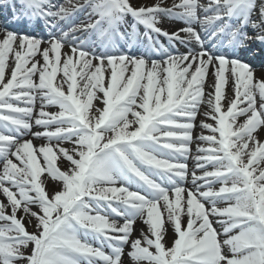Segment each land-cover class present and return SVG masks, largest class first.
<instances>
[{
	"label": "snow or ice",
	"instance_id": "6c2138e0",
	"mask_svg": "<svg viewBox=\"0 0 264 264\" xmlns=\"http://www.w3.org/2000/svg\"><path fill=\"white\" fill-rule=\"evenodd\" d=\"M165 2L0 0V264H264V0Z\"/></svg>",
	"mask_w": 264,
	"mask_h": 264
},
{
	"label": "bare ground",
	"instance_id": "6f19581e",
	"mask_svg": "<svg viewBox=\"0 0 264 264\" xmlns=\"http://www.w3.org/2000/svg\"><path fill=\"white\" fill-rule=\"evenodd\" d=\"M58 2L63 3L64 0H58ZM73 2L75 3V2H77V0H73ZM148 2H151V0H148ZM173 2H175V3L178 4L180 2V0H166L164 6L165 7H172ZM85 19H87L86 14H78L75 17V22H76V24H80V23H83ZM158 25L162 26L163 29H167V30H170V31H173L176 28L182 26L179 22H176L174 20H169L168 18L162 19L161 22ZM35 35H44V34L42 32H40V31H38V33H35ZM184 51H185V48H182L180 50V52H184ZM252 67L255 70V76H256V78L264 77V68L262 66L254 67V65H252ZM78 80H79V78H78ZM227 93H228L229 96H232V87H231V84H229L227 86ZM241 106H243V105H241ZM47 110L50 111V112H55V111H58V108L56 106H51ZM129 118L131 119V116ZM243 119H244L243 117L238 118L239 122H242ZM208 122L211 123L210 120ZM34 130H36V129H34ZM195 133H197V134L200 133V128L199 127H197L195 129ZM205 134H208L207 131L205 132ZM258 138L264 139V131H261L260 132ZM44 142L45 141H43V140L34 141V143H36V144H42ZM64 146L65 147H68L67 144H65ZM57 163H58V166L62 170H65L68 167V163L65 162V161L58 160ZM194 164H195V161L192 160V159H189V161H188V167H189V169H193L194 168ZM45 175H47V174H45ZM189 186H190V183H189ZM56 187H57L56 183H54L52 181V179L49 177L48 178V183L46 185V190L49 193H52ZM0 223H2V222H0ZM34 223H35V221H33V224ZM140 227H141V222L138 221L137 224H136V228L139 229ZM28 231L29 232L34 231V228L31 225H28ZM171 238H172L171 237V231H169L168 239L171 240ZM221 238H223V237H221ZM127 252H128V248H125V253H127ZM123 259H124V264H133V262L128 259V256L127 255H125Z\"/></svg>",
	"mask_w": 264,
	"mask_h": 264
}]
</instances>
